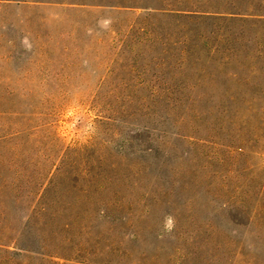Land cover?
<instances>
[{
    "label": "rangeland",
    "instance_id": "1",
    "mask_svg": "<svg viewBox=\"0 0 264 264\" xmlns=\"http://www.w3.org/2000/svg\"><path fill=\"white\" fill-rule=\"evenodd\" d=\"M239 1L0 0V264H264Z\"/></svg>",
    "mask_w": 264,
    "mask_h": 264
},
{
    "label": "trees",
    "instance_id": "2",
    "mask_svg": "<svg viewBox=\"0 0 264 264\" xmlns=\"http://www.w3.org/2000/svg\"><path fill=\"white\" fill-rule=\"evenodd\" d=\"M12 1V0H10ZM20 1V0H14ZM28 1V0H22ZM36 1H45V0H36ZM231 13V17L245 19L248 17H252L255 19H259L264 21V1L263 2H254L251 0H241L237 4L234 5ZM4 245V243L0 242V245ZM46 255V254H43Z\"/></svg>",
    "mask_w": 264,
    "mask_h": 264
}]
</instances>
